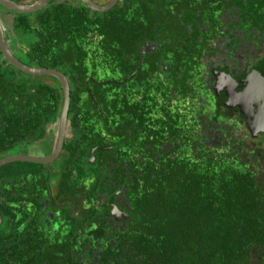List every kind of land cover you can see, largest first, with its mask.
<instances>
[{"label":"flooded vegetation","instance_id":"1","mask_svg":"<svg viewBox=\"0 0 264 264\" xmlns=\"http://www.w3.org/2000/svg\"><path fill=\"white\" fill-rule=\"evenodd\" d=\"M92 2L113 5L99 11ZM113 13L130 28L121 54L106 30ZM20 28L40 30L53 47L49 64L29 62ZM0 29L18 60L61 71L70 96L61 135L60 79L18 69L0 47V65L20 81L52 85L57 101L46 121L27 117L18 91L0 103L17 126L7 128L0 160L45 159L0 166V264H183L173 234L186 233L190 217L219 222V192L210 207L204 180L222 169L257 191L254 217L264 232V0H46L30 12L0 3ZM196 173L199 215L187 205ZM246 250L244 264H264V242Z\"/></svg>","mask_w":264,"mask_h":264},{"label":"trees","instance_id":"2","mask_svg":"<svg viewBox=\"0 0 264 264\" xmlns=\"http://www.w3.org/2000/svg\"><path fill=\"white\" fill-rule=\"evenodd\" d=\"M55 7L63 8L64 5ZM123 11L119 10L118 13H122ZM101 17L102 20L106 19L104 15ZM85 18L87 19V15H85ZM19 20L22 24H28L24 18ZM91 22L93 26L97 23L92 19ZM52 24L53 26H58L55 20ZM125 24V20L114 13L107 19V35L109 37H116L115 45L112 46V49L118 51L119 54H121V49H118L119 43L123 38H126V32L130 30ZM31 31L20 28L19 32V37L26 44L27 50L24 48V52L30 58L29 62L34 61L36 62L35 64L39 65L49 64V60L47 59L50 56H54L53 47L43 45L41 36L38 37L40 30L32 31V33ZM29 36H31L30 39ZM59 48L63 49L62 47ZM128 51H130L129 48ZM61 55L63 58H66L65 60L71 61L63 53ZM33 89L35 90L34 93H30L29 90ZM48 89H50V92L47 91ZM54 90L55 88L49 84L37 83L33 85L32 82L20 81L16 78L15 72H9L6 67L0 65V103L5 104L13 101L16 97L13 93L18 91L21 96L18 102L28 105L26 109L27 117L31 121H42L43 119L46 121V119L51 118V116H48V109L50 108L51 113L57 110L56 93H54ZM7 120V116L0 112V149L5 146V135L8 133V129L17 128L15 124ZM34 124L37 125L38 123ZM242 177V175L234 172L226 173L223 169L219 173L216 171L212 174H205L204 183L206 185L204 195L206 193V202L210 204V207L213 206L214 194L219 192L220 198L217 207L219 213L216 218L219 222H207L205 220L202 225L200 221L195 220L198 216H195V218L190 217L187 228V222L185 223L186 233L184 229L181 232L173 234V247L186 251L187 258L183 264H244V259L249 261V254L246 248H250L255 243L261 246L264 242V232L261 229V224L254 217L255 214H259L254 210L260 201L258 193L255 189H247L245 185H242ZM192 179L193 181L190 182L187 189L191 190L189 192L192 193L193 197L190 196L192 200L187 205H189V209L193 210L194 214L199 215L203 205L202 195H197L196 190L201 189L202 182L200 181V175L197 173L193 175ZM193 187L194 190L191 189ZM174 195L176 196L177 194L174 193ZM178 197L182 198L184 195H179L176 198ZM207 208L205 207V209ZM174 224L171 223L169 226L173 229L178 228ZM162 229L164 231L168 228L163 226ZM242 233L245 234V238L240 237ZM149 243L150 240L146 239L145 244H141L140 246L141 249H146L141 256L142 263L149 261V247L152 246ZM161 246L165 247V239L161 240ZM145 257H147V260H145Z\"/></svg>","mask_w":264,"mask_h":264},{"label":"water","instance_id":"3","mask_svg":"<svg viewBox=\"0 0 264 264\" xmlns=\"http://www.w3.org/2000/svg\"><path fill=\"white\" fill-rule=\"evenodd\" d=\"M113 1L115 2L116 0H113ZM45 2H46V0H40L38 3L32 4V5H23V4H20V3L13 2L11 0H0V3L2 5H4L5 7H8L10 9H14V10H17V11H20V12H30L32 10H35L37 7L42 6ZM90 5L96 10L104 11L105 9L109 8L110 6H112L113 4L110 5V6H104V5H97L94 2H92V3H90ZM0 47L2 49V52H3L4 56H5V58H7L18 69H20V70H22V71H24V72H26L28 74H32V75L51 74V75L56 76L58 79H60V81L62 82L64 88L66 89L64 108H63V113H62V116H61V135H62V133L64 131L65 124H66V120H67L68 109H69V106H70V96H69V91H68L69 90L68 89L69 83H68V80H67L66 76L61 71H58L56 69L46 68V67L30 66V65H27V64L21 62L20 60H18L14 56L12 51L10 50L7 42L5 41L1 29H0ZM253 76H254V79L256 80V78H258L259 76H263V75L260 74L259 71H258ZM256 88L259 89L260 85L258 84V86ZM262 94H264V93H262ZM241 96H242V98L244 100H242V99H239V100L237 99L236 100L237 102L240 101L239 105H242L241 104L242 101L243 102L246 101V99L244 98V96H246V94H242ZM260 98H261L260 102L264 103V95H261ZM259 116L260 117L264 116V111L263 110L260 111ZM257 128L264 132V124L262 126L257 127ZM50 158H52V157H50ZM50 158H48V159H50ZM12 160H28V161H34V162H42L45 159L31 157V156H27V155H25V156L18 155V156H12V157L1 159L0 160V166L4 165L7 162H10Z\"/></svg>","mask_w":264,"mask_h":264},{"label":"rangeland","instance_id":"4","mask_svg":"<svg viewBox=\"0 0 264 264\" xmlns=\"http://www.w3.org/2000/svg\"><path fill=\"white\" fill-rule=\"evenodd\" d=\"M111 76H112V74H111V73H109V74H108V77H111Z\"/></svg>","mask_w":264,"mask_h":264}]
</instances>
